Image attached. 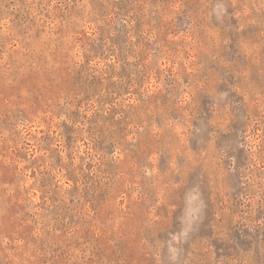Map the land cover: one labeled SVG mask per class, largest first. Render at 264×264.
Instances as JSON below:
<instances>
[{
    "label": "rangeland",
    "instance_id": "1",
    "mask_svg": "<svg viewBox=\"0 0 264 264\" xmlns=\"http://www.w3.org/2000/svg\"><path fill=\"white\" fill-rule=\"evenodd\" d=\"M0 264H264V0H0Z\"/></svg>",
    "mask_w": 264,
    "mask_h": 264
}]
</instances>
